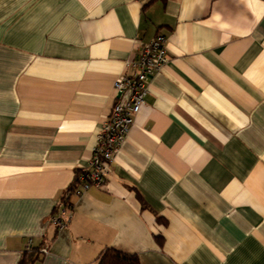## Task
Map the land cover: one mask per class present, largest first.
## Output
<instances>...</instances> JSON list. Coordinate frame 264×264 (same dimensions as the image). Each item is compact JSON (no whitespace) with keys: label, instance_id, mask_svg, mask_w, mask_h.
<instances>
[{"label":"crops","instance_id":"obj_1","mask_svg":"<svg viewBox=\"0 0 264 264\" xmlns=\"http://www.w3.org/2000/svg\"><path fill=\"white\" fill-rule=\"evenodd\" d=\"M156 35L170 62L100 187L70 196ZM80 174V173H79ZM157 218L161 221L158 222ZM264 264V0H0V264Z\"/></svg>","mask_w":264,"mask_h":264},{"label":"built area","instance_id":"obj_2","mask_svg":"<svg viewBox=\"0 0 264 264\" xmlns=\"http://www.w3.org/2000/svg\"><path fill=\"white\" fill-rule=\"evenodd\" d=\"M166 42L164 36L156 35L132 61L126 63L135 72L114 81L113 88L118 93V99L96 136L88 165L78 175L72 190L66 193L67 198L80 196L92 187H100L107 180L116 154L145 104L152 76L159 73L171 60ZM69 220L70 213L60 201L50 217V224L57 230H62ZM41 253L47 254V249L42 248Z\"/></svg>","mask_w":264,"mask_h":264},{"label":"trees","instance_id":"obj_3","mask_svg":"<svg viewBox=\"0 0 264 264\" xmlns=\"http://www.w3.org/2000/svg\"><path fill=\"white\" fill-rule=\"evenodd\" d=\"M80 172L81 171H78L77 174L75 175L74 182L78 178ZM74 182L69 186L66 193L72 190V186L74 185ZM66 193H64V195L62 196L61 202L63 203L65 208L70 210L71 204L69 203V200L66 197ZM157 221L160 222L161 219L157 218ZM42 248H43V244H40L36 247L29 246L23 252L17 264H35V262H37L40 259V256L42 255L41 253ZM96 264H140V262L136 255L126 254L112 248H106L97 257Z\"/></svg>","mask_w":264,"mask_h":264}]
</instances>
